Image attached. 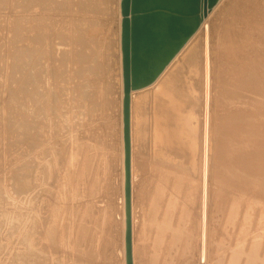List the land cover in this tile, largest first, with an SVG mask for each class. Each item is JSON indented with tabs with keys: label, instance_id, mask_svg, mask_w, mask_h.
Here are the masks:
<instances>
[{
	"label": "rangeland",
	"instance_id": "374dc122",
	"mask_svg": "<svg viewBox=\"0 0 264 264\" xmlns=\"http://www.w3.org/2000/svg\"><path fill=\"white\" fill-rule=\"evenodd\" d=\"M255 3L240 10L238 25L218 16L210 23L216 137L209 264H264V3ZM117 5L0 0V264L117 263ZM236 114L248 119L249 141L237 145L253 177L243 179L242 192L236 148L223 127ZM157 166L135 160L137 264H196L199 195L192 200L185 183L178 187L172 172ZM236 200L238 215L229 224ZM169 203L176 208L166 232ZM247 212L253 226L245 235ZM48 226L56 228L55 239H44ZM172 230L180 235L174 248ZM255 244L258 256L251 257Z\"/></svg>",
	"mask_w": 264,
	"mask_h": 264
},
{
	"label": "bare ground",
	"instance_id": "6f19581e",
	"mask_svg": "<svg viewBox=\"0 0 264 264\" xmlns=\"http://www.w3.org/2000/svg\"><path fill=\"white\" fill-rule=\"evenodd\" d=\"M117 5L118 20V50L119 60L118 84L120 100L118 104L119 120V141L118 151L120 153V195L117 198L115 208L119 225L121 226V243L117 250V263L126 264V245H125V170H124V132H123V76H122V57H121V1ZM256 2V3H255ZM255 3L261 8L256 0H221L207 16L206 20L193 38L175 55L174 60L160 74L161 76L154 84L131 93V207H132V226H133V264H137L136 245V224L138 222L137 207L135 205V182L138 178V170L135 167L137 157L148 158L149 161L157 166L154 169H167L171 171L177 186L186 184V191L191 195L192 200L195 195H199V215L198 229L194 227V235L197 236L198 257L196 264H209V194L211 183V164L214 153L215 130H213V67H214V36L211 28L213 18L222 17L226 23L233 20L239 24L241 20L240 10ZM264 5V4H262ZM232 22V23H233ZM248 119L239 114L232 116L224 130L234 142L236 152L234 158L237 161L236 168L240 170V182L236 185L238 191L244 190V181L253 179L250 172L248 154L239 142L247 144L249 141L245 124ZM243 140H241V138ZM241 201L236 200L228 214V223H233L238 215V205ZM110 204L108 207L110 208ZM254 206L249 205L247 211H254ZM174 203L167 204L165 210V220L163 230L171 231V217L175 211ZM116 218V220H117ZM197 219V216H196ZM263 216L259 218V222ZM253 226V216L248 212L243 216L240 228L241 234H247ZM44 239H55L56 228L47 227ZM180 235L178 231L172 230L170 244L177 242ZM33 243V239L31 240ZM28 248H33L30 238L27 239ZM44 247V244H43ZM36 248V247H35ZM257 244L253 247L251 257L258 256ZM44 247V257L47 251ZM238 250V248H237ZM242 252V249L239 250ZM236 252V251H235ZM241 256V255H240ZM239 256V257H240ZM45 260V258H44ZM234 261L232 259L233 264Z\"/></svg>",
	"mask_w": 264,
	"mask_h": 264
},
{
	"label": "water",
	"instance_id": "95a60500",
	"mask_svg": "<svg viewBox=\"0 0 264 264\" xmlns=\"http://www.w3.org/2000/svg\"><path fill=\"white\" fill-rule=\"evenodd\" d=\"M126 264H133L131 93L151 86L221 0H120Z\"/></svg>",
	"mask_w": 264,
	"mask_h": 264
}]
</instances>
